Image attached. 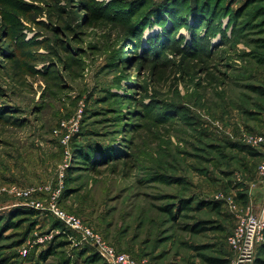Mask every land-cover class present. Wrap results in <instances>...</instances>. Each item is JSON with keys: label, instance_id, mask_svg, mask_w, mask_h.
<instances>
[{"label": "rangeland", "instance_id": "374dc122", "mask_svg": "<svg viewBox=\"0 0 264 264\" xmlns=\"http://www.w3.org/2000/svg\"><path fill=\"white\" fill-rule=\"evenodd\" d=\"M247 136L264 138V0H0V264H104L51 205L146 264L233 257L237 216L264 212ZM192 194L223 205L189 213L204 235L159 209Z\"/></svg>", "mask_w": 264, "mask_h": 264}, {"label": "built area", "instance_id": "2783aa9c", "mask_svg": "<svg viewBox=\"0 0 264 264\" xmlns=\"http://www.w3.org/2000/svg\"><path fill=\"white\" fill-rule=\"evenodd\" d=\"M246 141L254 148H261L264 138L247 136ZM259 171L264 178V163ZM49 211L71 234L77 236L81 243L94 249L107 264H146L105 242L99 233L79 217L61 210L57 205H51ZM228 241L233 251L230 264H253L258 247L264 243V213L263 216L255 215L251 211L240 213L237 216V225ZM27 252L26 250L24 254Z\"/></svg>", "mask_w": 264, "mask_h": 264}, {"label": "trees", "instance_id": "16d2710c", "mask_svg": "<svg viewBox=\"0 0 264 264\" xmlns=\"http://www.w3.org/2000/svg\"><path fill=\"white\" fill-rule=\"evenodd\" d=\"M240 146H237V147L245 153L246 157H248L249 160L238 162L239 169H243L245 172H249V173L254 174L255 173L254 170L256 169L255 166L258 165V163L262 162V160H264V147L254 148V147L247 145V144H243ZM81 162L85 163V164H89L88 157L86 155H82L81 156ZM234 170L235 169H232V170H230V172H226V175H233ZM253 176H252V178H253ZM169 180H172V179H169ZM176 180H177V183L180 182L179 178H177ZM239 197L242 200H245V201L248 200V196L246 193H240ZM179 199H182L183 203L186 202V206H184L185 208H182L179 211L180 213L174 212L173 209H168L167 207L159 208L160 211L167 213L169 215L170 219L174 222H177L180 219L187 221L182 226V231H184L186 233H190L192 235H204L205 233L209 232L210 226L207 225V222L205 220H193L192 217L189 216V213L196 211L198 208L199 209L205 208L207 206H209V207L214 206L215 208L220 209L223 206L222 203L213 202L210 204L209 201H206L205 199L200 198L197 194H192L191 196H188L186 198H179ZM194 202L197 203L196 206H191V204H189V203H194ZM20 211H22V212L19 215H24V216H28V215L35 216L36 215V211H34V210H20ZM56 223H57V227H61L62 230H64L61 237L64 239L69 238L71 232L68 229H66L65 226L63 225V223L57 219H56ZM11 226L13 228L17 227V223H12ZM148 236L149 237L147 239H145L146 245L148 243H151V240L153 241L154 233L153 234L149 233ZM132 238L135 240V239H137V236L134 235ZM64 245H65L64 242L63 243L59 242L57 244L52 245V249L49 251V253L48 254L45 253L42 255L43 259H46L47 256L50 254H54L58 248H60ZM86 249L89 253H91L89 258H88V260L90 262L98 263L101 261L104 264H107L94 249L90 248L89 246L86 247ZM119 251H121V250H119ZM149 257L152 258L153 257L152 254H149ZM157 257L160 258V256H156L153 259H158ZM201 258L208 264H230V261L232 259V255H231V257L223 256L222 258H210L208 256L202 255Z\"/></svg>", "mask_w": 264, "mask_h": 264}, {"label": "crops", "instance_id": "0c3cea01", "mask_svg": "<svg viewBox=\"0 0 264 264\" xmlns=\"http://www.w3.org/2000/svg\"><path fill=\"white\" fill-rule=\"evenodd\" d=\"M246 185H249V184H246ZM249 186H250V185H249ZM261 190H263V187L260 186V185H259V187L256 188V189H254L253 186H252V187H251V191H252L251 194H253V193H255V194H259V192H260ZM252 196H253L252 200L254 201V204H253V205L256 204V209H257V211L261 213L262 210L264 211V209H263L264 207L261 208L262 205H261L260 202H258V198H257V196H255L254 194H253ZM252 200H251V201H252ZM253 201H252V202H253ZM263 213H264V212H262V214H263Z\"/></svg>", "mask_w": 264, "mask_h": 264}]
</instances>
